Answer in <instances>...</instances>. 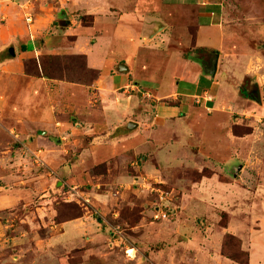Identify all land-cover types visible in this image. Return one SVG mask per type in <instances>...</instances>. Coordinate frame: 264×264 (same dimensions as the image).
I'll return each instance as SVG.
<instances>
[{
    "label": "crops",
    "instance_id": "0c3cea01",
    "mask_svg": "<svg viewBox=\"0 0 264 264\" xmlns=\"http://www.w3.org/2000/svg\"><path fill=\"white\" fill-rule=\"evenodd\" d=\"M66 1L0 0V78L7 80L4 93L11 97H0V123L12 132L16 121L20 131L15 134L18 148L0 145V210L28 203L35 190L51 188L53 179L43 174L11 172L17 160H27L32 152L61 175L105 163L107 170L117 171L113 180L133 192L143 170H153L152 175L162 169L207 170L192 185H213L205 195L211 204L224 186L235 185L232 201L234 196L240 200L245 186H258L249 197L264 202V167L255 139L264 134V95L256 80L251 81L255 94L243 85L250 76L249 27L236 22V5L228 4L231 0ZM261 3L256 9L264 10ZM26 12L34 13V22L24 19ZM84 16L89 23L82 22ZM44 54L84 55L86 67L98 75L88 84L26 75L24 60ZM61 114L75 120L69 123ZM49 132L56 133L54 141ZM3 137L0 131V143ZM125 168L135 172L129 175ZM221 175L227 180L220 181ZM259 190L263 195L258 197ZM199 192L203 197L204 190ZM189 203L196 214V202ZM248 212L264 222V209ZM244 213L236 208V217ZM89 216L55 224L59 240L74 249L108 240L109 228L100 222L97 230ZM70 222L72 228L66 226ZM259 233L263 228L249 233L248 240L240 238L247 264H264V235ZM207 242L201 264H239L223 255L213 258L221 247L210 249Z\"/></svg>",
    "mask_w": 264,
    "mask_h": 264
},
{
    "label": "rangeland",
    "instance_id": "374dc122",
    "mask_svg": "<svg viewBox=\"0 0 264 264\" xmlns=\"http://www.w3.org/2000/svg\"><path fill=\"white\" fill-rule=\"evenodd\" d=\"M73 1L75 0L66 2ZM231 3L236 5V22L240 24L245 22L244 26L249 27L246 30V36L249 38L251 55L248 56L246 65L250 76L243 85L248 88L245 89L246 92L255 94V87L251 81L256 80L262 85L261 91L264 95V46H262L264 45V34L260 32L263 31L261 25L264 24V10L255 7L259 5L258 3L264 6V0H231L228 4ZM31 13L29 12L34 22V13ZM82 22L89 23L87 16L83 17ZM242 43L241 40L238 45L241 50L243 49ZM42 56L48 55L40 57ZM59 57L55 66L57 71L62 72L64 68L66 73L81 70L82 59L79 56L60 55ZM31 66L29 62L28 67ZM4 79L5 77L0 78V90H3L0 91V97L2 93L5 94L2 96L5 98L3 101L11 98L10 95L4 93L7 86V84L3 86V81L7 83ZM16 95L18 94L13 90L14 102ZM62 116L69 123L75 120L71 114ZM7 121L10 120H6V123ZM15 122H12L14 128L12 132L0 123V131L7 137L1 138L2 148L7 146L18 148L19 144L15 134L20 131L14 127ZM17 123L26 128L32 126L23 121H17ZM262 132L264 133V130ZM53 135L52 140L54 141L56 133ZM255 139L259 151L258 158L264 167V134ZM213 140L215 143V139ZM61 141L64 142L67 139L61 138ZM191 144L194 145L195 140L192 139ZM213 147L211 142V148ZM41 156L38 152L29 153L27 157L29 160L19 162L17 160L12 166V173H19L23 176L27 174L33 177L31 175L37 172L52 178L53 182L48 190H35L32 200L28 203H21L16 208H9V205H6V208L0 210V264H201L202 256L199 255L202 246L208 244V239L212 244L210 249L225 245V252L232 255L240 252L241 240L239 242V239L241 237L248 240L261 228H263V233L259 235H264V222H261L260 218L250 217L248 212V210L252 212L264 209V202L249 197L253 189L255 193L261 187L245 186V194L240 197V200L236 201L234 196L235 201H232L229 195L236 191V185L230 188L224 186V193L219 192L215 195L218 200H214L211 204L205 195L208 194L206 191H211L214 186L207 184L193 187L192 185V182H196L202 175L206 176L207 170L200 173L197 170L177 169V172H170L162 171V169L153 175L151 174L153 170H143L144 178L138 180L136 187H133L136 192H133L113 180L117 171L107 170L105 163L89 170L61 175V171L59 172L55 167L52 168ZM224 157L225 154L217 157L219 165H223ZM234 159L236 160L235 157ZM72 161V156L67 155V162ZM234 167L236 163L232 165L235 172ZM124 172L132 175L131 173L135 170L125 168ZM262 172L264 175V170L261 168L260 173ZM2 173L0 169V175ZM149 173L153 179L156 177L158 181L155 182L151 178L147 180ZM179 177L181 180L178 181ZM71 178L75 179V182ZM221 180L227 179L221 175ZM70 181L74 184H69ZM203 190L204 198L201 196L202 192H199ZM262 193L259 190L258 197L263 195ZM190 200L197 204V211L194 215H192ZM39 201L40 204H38ZM37 205L42 207L40 213L35 210ZM236 208H241L246 214L236 217ZM158 209L159 212L156 211ZM79 211L83 214L82 216L91 214L92 218L89 216L88 219L96 225L97 230H99L100 222L109 228V234L112 233L113 227L117 226L121 235L118 245L116 246L115 242L109 243L111 237L109 234L108 240L105 238L92 240L87 247L75 249L59 240L60 228L56 227V222ZM162 212L165 214L163 213L164 217L161 218L163 214L160 213ZM155 213L160 214V217L154 218ZM135 220L136 223L130 226L129 224ZM73 224L70 222L66 226L72 228ZM76 229H82V227L77 226ZM219 233L222 238L219 237ZM249 233L250 236H248ZM98 238L101 239L100 236ZM260 240L263 241L264 238ZM179 242H188L187 244L190 245L185 246ZM130 247L136 249V256L132 259L126 254V248ZM128 252L131 254L133 251L129 249ZM220 255H222L221 252L220 254L214 252L213 258H220Z\"/></svg>",
    "mask_w": 264,
    "mask_h": 264
},
{
    "label": "trees",
    "instance_id": "16d2710c",
    "mask_svg": "<svg viewBox=\"0 0 264 264\" xmlns=\"http://www.w3.org/2000/svg\"><path fill=\"white\" fill-rule=\"evenodd\" d=\"M48 56H38L37 58H29L24 60V73L26 75L35 76V77H44L49 79H59V80H66L69 82H75V83H81V84H88L90 83L94 78L97 77L98 71L94 69H90L86 67V59L84 55H73V56H79L80 59H82V65L81 70H76L70 73H66V69L64 68V71H57L55 69V66L57 64V61L60 59V55H50V54H44ZM45 59V60H44ZM48 60V61H47ZM36 61V62H35ZM47 61V62H45ZM31 63V67H28V63ZM34 63V64H33ZM35 65V66H33ZM80 67V64H79ZM129 210V209H127ZM83 214L81 212H77L73 215L69 214L68 218L62 219L61 221H58L56 223H61L69 220H73L76 218H80ZM162 218V217H161ZM136 223L133 221L132 224H129L130 226L134 225ZM229 237V236H228ZM240 242V239H239ZM241 244V242H240ZM239 244V251L236 252V254H228L225 252V245L221 246V254L225 256L226 258L235 261L239 264H247V258L248 254L246 251L241 249V245ZM242 257V258H240Z\"/></svg>",
    "mask_w": 264,
    "mask_h": 264
},
{
    "label": "built area",
    "instance_id": "2783aa9c",
    "mask_svg": "<svg viewBox=\"0 0 264 264\" xmlns=\"http://www.w3.org/2000/svg\"><path fill=\"white\" fill-rule=\"evenodd\" d=\"M25 20H26L28 23H31V21H32V17H31V15H30L29 13L25 15ZM36 156H37V155H36ZM39 160H40V162H41V159H40V158H39ZM156 211L159 212V209L156 210ZM163 213H164V212H162V213H160V214H163ZM160 214L155 213L153 216H154V218H159V217H160ZM164 214H165V213H164ZM164 214H163L161 217H164ZM110 236H111V237H110V241H109V243H113V242H115V245L117 246L118 243H119V238H121L120 231H119V228H118L117 226L113 227V230H112V233H111ZM115 245H114V246H115ZM129 249H131V250L133 251L131 254L128 252ZM126 254H127V256H129L131 259H132V258H135V256H136V249L133 248V247L126 248Z\"/></svg>",
    "mask_w": 264,
    "mask_h": 264
},
{
    "label": "water",
    "instance_id": "95a60500",
    "mask_svg": "<svg viewBox=\"0 0 264 264\" xmlns=\"http://www.w3.org/2000/svg\"><path fill=\"white\" fill-rule=\"evenodd\" d=\"M9 52H10L11 54H13V49H12V48H9Z\"/></svg>",
    "mask_w": 264,
    "mask_h": 264
}]
</instances>
